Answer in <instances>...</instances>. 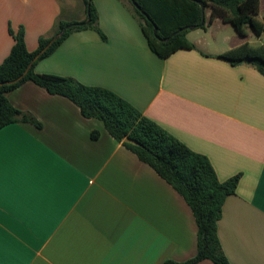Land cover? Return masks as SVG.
I'll use <instances>...</instances> for the list:
<instances>
[{"label": "crops", "instance_id": "0c3cea01", "mask_svg": "<svg viewBox=\"0 0 264 264\" xmlns=\"http://www.w3.org/2000/svg\"><path fill=\"white\" fill-rule=\"evenodd\" d=\"M92 2L105 38L93 29L73 32L36 72L114 92L206 156L221 182L239 175L218 237L231 264H264V76L252 64L232 66L218 57L244 44L264 48V36L249 26L239 33L212 19L206 7L205 27L186 36L196 49L163 59L122 0ZM87 19L82 0H0V65L14 44L10 28L22 29L35 52L59 21ZM255 19L264 25V0ZM7 98L41 128L13 123L0 129L6 167L9 155L23 150L42 161L45 172L23 186L6 179L0 264H164L195 257L198 227L189 205L100 120L32 82Z\"/></svg>", "mask_w": 264, "mask_h": 264}, {"label": "trees", "instance_id": "16d2710c", "mask_svg": "<svg viewBox=\"0 0 264 264\" xmlns=\"http://www.w3.org/2000/svg\"><path fill=\"white\" fill-rule=\"evenodd\" d=\"M82 1L87 8L90 7V23L84 25L59 21L52 36L40 38L35 52L27 49L22 29L17 32L9 29L14 44L10 54L0 65V84L18 79L27 69L28 72L21 81L0 87V129L13 123H30L41 128V123L32 114L15 108L7 98L9 92L26 82L38 85L51 95L68 98L79 107L85 118L100 120L116 141L133 152L141 162L149 165L191 208L198 227L197 253L189 261H166L164 264H196L203 260H210L215 264H231L222 251L218 221L226 199L236 192L239 175L221 182L206 156L188 148L114 92L82 84L71 77L36 72L38 62L51 56L73 32L93 29L105 38L92 0ZM122 1L139 22L150 50L163 59L181 49H196L186 37L189 32L186 28L205 27V23L201 25L205 14L198 1H202L205 8L213 9L212 19L222 18L235 26L239 33H242V27L249 26L257 35L264 36V25L255 19L259 12V0H134L141 10L131 0ZM70 24L73 26L46 49L52 38ZM218 57L232 66L247 63L251 59L252 66L264 76L262 47L253 48L244 44ZM98 136L97 131L92 133L93 139ZM126 139H132L137 144L129 143Z\"/></svg>", "mask_w": 264, "mask_h": 264}, {"label": "snow or ice", "instance_id": "6c2138e0", "mask_svg": "<svg viewBox=\"0 0 264 264\" xmlns=\"http://www.w3.org/2000/svg\"><path fill=\"white\" fill-rule=\"evenodd\" d=\"M44 172L45 164L42 161L28 155L23 150H17L14 157L9 155V163L6 167L5 138L3 131H0V255L3 254L5 244L2 208L6 179L9 182L15 181L18 185L23 186L28 182V178L36 175H42Z\"/></svg>", "mask_w": 264, "mask_h": 264}, {"label": "water", "instance_id": "95a60500", "mask_svg": "<svg viewBox=\"0 0 264 264\" xmlns=\"http://www.w3.org/2000/svg\"><path fill=\"white\" fill-rule=\"evenodd\" d=\"M132 1V3H133V5L138 9V10H141V8H140V6L134 1V0H131ZM198 3L200 4V6H201V8H202V11L204 12L205 11V7H204V4H203V2L202 1H198ZM87 13H88V19H87V21L86 22H84L83 24L84 25H86V24H89L90 23V21H91V18H90V7L88 6V8H87ZM142 13H144V12H142ZM145 14V13H144ZM146 15V17H148V15L147 14H145ZM205 23V19H203V21H202V24L201 25H203ZM73 25L72 24H70V25H68L63 31H61L59 34H57V35H55L53 38H52V40L50 41V43L48 44V46L46 47V49H48L50 46H52L59 38H61L62 37V35L64 34V32L66 31V30H68L69 28H71ZM196 27L195 26H189V27H187L186 29H188V30H193V29H195ZM154 34L156 35L157 34V27L155 26V29H154ZM168 39H165V41H167ZM45 49V50H46ZM247 63L248 64H251L252 63V60L251 59H248L247 60ZM27 72H28V69L25 71V73L22 75V76H20L18 79H16V80H14V81H9V82H5V83H1L0 84V87L1 86H3V85H10V84H14V83H17V82H19V81H21L24 77H25V75L27 74ZM126 141L127 142H129V143H132V144H137L134 140H132V139H126Z\"/></svg>", "mask_w": 264, "mask_h": 264}, {"label": "rangeland", "instance_id": "374dc122", "mask_svg": "<svg viewBox=\"0 0 264 264\" xmlns=\"http://www.w3.org/2000/svg\"><path fill=\"white\" fill-rule=\"evenodd\" d=\"M237 29V28H236Z\"/></svg>", "mask_w": 264, "mask_h": 264}]
</instances>
